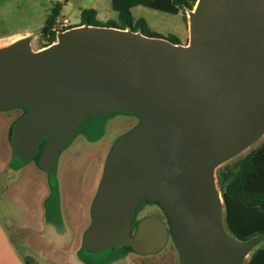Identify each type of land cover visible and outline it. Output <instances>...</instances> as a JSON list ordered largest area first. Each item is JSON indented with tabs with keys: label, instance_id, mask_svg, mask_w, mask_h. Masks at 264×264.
Returning <instances> with one entry per match:
<instances>
[{
	"label": "water",
	"instance_id": "water-1",
	"mask_svg": "<svg viewBox=\"0 0 264 264\" xmlns=\"http://www.w3.org/2000/svg\"><path fill=\"white\" fill-rule=\"evenodd\" d=\"M188 41L130 29L76 25L33 50L29 37L0 47V110L28 111L11 130L22 163L57 156L94 114L139 122L110 148L81 251L154 254L171 234L180 264H244L264 233L226 229L215 169L264 133V0H197ZM46 139L42 147L40 140ZM142 202L166 222L143 217Z\"/></svg>",
	"mask_w": 264,
	"mask_h": 264
},
{
	"label": "rangeland",
	"instance_id": "rangeland-1",
	"mask_svg": "<svg viewBox=\"0 0 264 264\" xmlns=\"http://www.w3.org/2000/svg\"><path fill=\"white\" fill-rule=\"evenodd\" d=\"M65 1L61 3L64 5ZM68 1L72 7L64 9L58 21L67 19L76 25L79 22L78 0ZM109 1L104 2L109 9L102 11L107 15L115 12ZM53 4L50 0H0V41L27 31L30 47L34 50L42 48L47 40L42 28ZM133 15L144 18L150 29L162 36L172 34L181 43L188 41V21L181 12L169 13L138 5ZM8 44L0 43V47ZM22 113L19 107L0 110V264H180L171 234L165 246L154 254L139 255L120 247L99 253L81 251L82 234L90 224V206L105 158L114 142L138 123L135 115L116 112L106 117L88 118L81 123L69 144L57 156L58 199L55 198L54 204L48 202L52 211L45 214L43 200L48 189L44 172L32 161L18 170L10 168L13 160L8 132ZM263 142L264 133L246 149L216 167L219 192L217 169L240 159ZM47 200L51 199L44 201ZM140 214L164 217L162 209L154 203L142 206L136 218Z\"/></svg>",
	"mask_w": 264,
	"mask_h": 264
},
{
	"label": "trees",
	"instance_id": "trees-1",
	"mask_svg": "<svg viewBox=\"0 0 264 264\" xmlns=\"http://www.w3.org/2000/svg\"><path fill=\"white\" fill-rule=\"evenodd\" d=\"M196 1L111 0L112 8L117 12V20L102 22L97 19L95 9L84 8L80 11L79 22L76 25H102L130 29L148 36L163 37L174 43H179L178 38L172 34L162 36L151 30L144 18H134L131 8L144 5L169 13L181 12L187 22ZM62 5L61 2H55L50 8L42 28V34L45 38L47 37V42L42 47L55 41L52 27L56 24ZM216 179L224 199V218L227 231L239 240H247L264 233V142L240 159L218 168ZM54 192L57 194V187H54ZM259 245L252 251L247 264H264V245Z\"/></svg>",
	"mask_w": 264,
	"mask_h": 264
},
{
	"label": "flooded vegetation",
	"instance_id": "flooded-vegetation-1",
	"mask_svg": "<svg viewBox=\"0 0 264 264\" xmlns=\"http://www.w3.org/2000/svg\"><path fill=\"white\" fill-rule=\"evenodd\" d=\"M19 108H21L22 109V115H19V116H17L16 117V119L18 120L20 117H22L27 111H28V109H26V108H22V107H19ZM114 113H116V112H113V113H109V114H94V115H91L90 117H88V118H92V117H106V116H110V115H112V114H114ZM124 113V112H123ZM133 115V114H132ZM87 118V119H88ZM136 118H137V120H139V118L136 116ZM15 119V120H16ZM16 120V121H17ZM86 120V119H85ZM16 121L14 122V124L16 123ZM13 124V125H14ZM81 125V124H80ZM10 139H11V131L10 132H8V141L10 142ZM39 144H42L43 146L42 147H44V145L46 144V139H44V138H42L41 140H40V142H39ZM10 146H11V142H10ZM12 147V146H11ZM41 153H42V150L40 151V152H37L36 153V157H33L32 158V162H33V164L35 165V166H37L38 168H40L39 167V159H40V157H41ZM11 160H13V165H11L10 166V168H11V170H18V169H20L21 167H24V166H26L28 163H30V162H28V163H22V162H20L19 160H18V157L14 154V152H13V148H12V154H11ZM43 172H44V174H45V184H46V186H47V189H48V194L45 196V198H44V200L46 201V199H51L50 201H48L47 200V202H45L44 200H43V208H44V213L46 214V211L47 212H50L51 213V209H50V207H51V205H50V203H49V205H48V202H51V204H54L53 203V201L55 200V198L56 199H58L57 197H58V195L57 194H55V192H54V187H57L56 186V181H55V179H56V170H55V172H53V173H48L47 171H45L44 169H42V168H40ZM57 201V200H56ZM57 202H55V204H56ZM149 204V203H151L152 204V202H142L140 205H139V207H138V209H137V211H139V209L142 207V206H144L145 204ZM154 204H156V203H154ZM158 205V204H157ZM159 206V205H158ZM160 207V206H159ZM51 210V211H50ZM137 211H136V214H135V216H134V229H135V226H136V224L143 218V217H145V216H152V215H149V214H140V215H138L137 216V218H136V215H137ZM163 211V210H162ZM90 212V211H89ZM163 214H164V211H163ZM161 220H163V221H165L166 222V216H165V214H164V217H162V218H160Z\"/></svg>",
	"mask_w": 264,
	"mask_h": 264
},
{
	"label": "crops",
	"instance_id": "crops-1",
	"mask_svg": "<svg viewBox=\"0 0 264 264\" xmlns=\"http://www.w3.org/2000/svg\"><path fill=\"white\" fill-rule=\"evenodd\" d=\"M52 3H55V2H61V1H64V0H50ZM78 5L76 7V10H77V14L79 16L80 14V11L84 8H93L96 10V17L98 20L102 21V22H105V21H108V20H117V12L115 11L113 14L111 15H107L106 13L102 12L104 9H109V6H105L104 2L105 0H78ZM84 2H89L90 4L89 5H83ZM111 3V0L109 1V4ZM72 7L71 4L69 3L68 0L65 1L64 5H62V9H61V12L66 9V8H70ZM112 7V6H111ZM136 6L132 7L131 8V13H132V16L134 17L133 15V10ZM60 12V13H61ZM59 17V16H58ZM135 18V17H134ZM148 24V23H147ZM26 34H28L27 31L25 32H18L14 35H11L9 36L10 38L9 39H2L0 41V43H3V42H7V43H11L13 42L14 40H17L19 38H22V37H25ZM181 43V42H179ZM187 41L185 43H182V44H186ZM34 50V49H33ZM47 187V186H46Z\"/></svg>",
	"mask_w": 264,
	"mask_h": 264
},
{
	"label": "built area",
	"instance_id": "built-area-1",
	"mask_svg": "<svg viewBox=\"0 0 264 264\" xmlns=\"http://www.w3.org/2000/svg\"><path fill=\"white\" fill-rule=\"evenodd\" d=\"M70 27H72V24L70 23V21H68L67 19H63L62 21H56V24L52 27V31L55 34V40L58 38L59 34L65 32L66 30H68ZM49 37V34L47 35ZM47 38V37H46ZM45 41V40H44ZM47 42V40H46ZM54 42V41H53ZM52 42V43H53ZM51 43V44H52Z\"/></svg>",
	"mask_w": 264,
	"mask_h": 264
}]
</instances>
